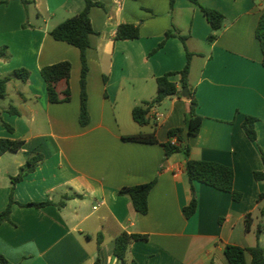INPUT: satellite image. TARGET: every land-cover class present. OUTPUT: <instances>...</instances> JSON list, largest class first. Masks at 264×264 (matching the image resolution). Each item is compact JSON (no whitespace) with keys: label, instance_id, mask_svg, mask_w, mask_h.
<instances>
[{"label":"crops","instance_id":"1","mask_svg":"<svg viewBox=\"0 0 264 264\" xmlns=\"http://www.w3.org/2000/svg\"><path fill=\"white\" fill-rule=\"evenodd\" d=\"M4 1L0 0V47H7L10 59H0V78H8L0 119L12 132L0 125V139L23 141L19 151L0 155V211L10 194L15 202L10 222L0 224V254L7 261L94 264L99 259V264H118L113 246L121 233L147 237L129 245L126 258L137 264H227V245L250 248L258 243L264 248L258 202L264 181L253 178L254 172L264 170V67L255 38L264 0H198L224 16L211 42L210 26L199 7L187 0H174L172 10L168 0H92L102 7H92L88 14L93 33L86 51L89 121L83 127L78 123L79 51L52 39L49 31L82 12L84 1L30 0L26 10L18 0ZM120 24H138L139 37L115 40ZM171 26L188 37L186 49L195 54L188 84L202 121L199 133L187 139L189 158L230 167L238 201L204 184L191 186L183 153L165 156L161 145L168 141L170 129L184 126L187 98L173 96L151 108L145 126L132 119L135 106L154 98L156 78L184 67L180 40L164 41ZM64 61L70 63V100L50 103L40 69ZM16 69L29 72L26 82L12 76ZM64 87L61 81L56 91ZM10 106L18 115L7 112ZM246 116L256 118L255 142L241 127ZM153 131L158 144L122 141L123 136ZM33 155L43 160L11 186V177ZM154 179L145 215L133 210L128 197L117 194ZM192 194L197 207L186 219L182 208ZM65 196L69 198L63 200ZM46 201L51 204L39 209L18 206ZM258 225L262 232L256 238Z\"/></svg>","mask_w":264,"mask_h":264},{"label":"trees","instance_id":"2","mask_svg":"<svg viewBox=\"0 0 264 264\" xmlns=\"http://www.w3.org/2000/svg\"><path fill=\"white\" fill-rule=\"evenodd\" d=\"M10 0H5L7 3ZM24 10L32 4L30 0H18ZM84 8L79 14L73 15L49 31V35L55 41L64 42L70 46L75 47L79 51L80 60V73H79V115L78 123L80 126H86L89 121L88 111H87V96H86V80L88 74V64L86 60V51L90 47L89 36L93 33L90 19L89 10L92 7H102V4L93 2L92 0H83ZM190 3L199 7L202 16L206 19L208 25L210 26V33L207 37L208 41H214L219 31L223 27L224 16L221 12L204 7L198 4V0H187ZM169 10L173 9L174 0H168ZM139 37V25L138 24H120L115 31V40H134ZM169 37H176L180 40L185 50V64L182 70L178 72L166 73L155 80L156 84V94L154 98L149 102H142L138 106H135L131 111V116L133 121L139 126H145L149 123L148 114L151 108L159 106L164 100L171 98L173 96L181 97V90L184 87L188 88L189 95L187 99L189 100V110L185 117V124L182 128L170 129L167 133L168 141L163 143L161 146L164 150L165 156H169L174 153L181 152L185 157V175L189 184L192 186L193 182L204 184L215 190L229 193L234 201L240 199V194L233 189V170L225 165L208 162V161H196L189 158L190 148L187 143V139L190 136H195L199 133L201 125V117L197 116L195 109L197 102L195 99V92L193 88H190L188 84V75L190 71V63L192 57L195 55L188 52L185 46L187 36L181 35L180 32L174 27L165 32L164 41ZM255 38L259 43L260 52L262 56L261 65L264 67V13L261 14L258 24L255 29ZM162 41L159 44L161 48L164 44ZM0 59L3 61H8L10 55L8 53L7 47H0ZM40 75L46 84L47 97L50 103H64L70 100V91L68 86V80L70 76V63L69 62H59L50 66H45L40 69ZM12 76L21 82H26L29 77V72L25 69H16L12 72ZM177 76L178 81H173L172 78ZM8 81L7 77L0 78V100L5 98L6 83ZM64 82V89L58 93L56 91V85L59 82ZM10 114L18 115V111L10 106L7 109ZM256 118L251 116H246L241 124V127L246 135V137L252 141H256V132L254 124ZM0 125L6 128L9 132H12V128L4 123L0 119ZM175 137L177 140L176 145L170 143V139ZM122 141L141 143V144H158L156 140L154 131L149 134L138 133L135 135L123 136ZM23 146V141L21 140H10V139H0V155L5 152H17ZM43 160L41 155L30 156L25 164L19 168L18 174L15 177H11V186H14L17 182L21 181L28 173L32 172L36 165H38ZM262 167H264V154H261ZM253 178L256 181H264V170L256 171L253 173ZM156 183V179L149 183L136 185L128 188L120 189L117 194L120 196H126L129 198L131 206L135 212L140 215H145L148 211L147 198L148 194L152 190ZM69 196H65L63 200L68 199ZM56 204L58 208L63 207L64 201ZM259 203L262 205L259 207V214L264 217V193L259 196ZM15 202L10 194L9 201L6 208L0 211V224L5 222H10V211L12 205ZM51 204L50 201L43 203H28V204H18L20 207H34L42 208L46 205ZM197 207V201L195 195L192 194L191 200L187 206L182 208V214L187 219L191 217ZM249 221H251V215H247L245 218L246 230L249 229ZM262 232L261 226L258 225L255 234L256 238L259 237ZM146 241L147 237L144 235L137 234H127L121 233L116 237L113 246V255L118 264H137L133 260H128L126 254L129 245L134 241ZM98 249L101 243V236H97ZM224 255L227 264H264V248H261L258 243L250 248H241L238 246L227 245L224 248ZM250 257V261L247 262L246 257ZM0 264H11L7 259L0 254ZM94 264H99V259L96 260Z\"/></svg>","mask_w":264,"mask_h":264},{"label":"water","instance_id":"3","mask_svg":"<svg viewBox=\"0 0 264 264\" xmlns=\"http://www.w3.org/2000/svg\"><path fill=\"white\" fill-rule=\"evenodd\" d=\"M188 95H189L188 88L187 87L182 88V90H181V96L184 97V98H187Z\"/></svg>","mask_w":264,"mask_h":264},{"label":"built area","instance_id":"4","mask_svg":"<svg viewBox=\"0 0 264 264\" xmlns=\"http://www.w3.org/2000/svg\"><path fill=\"white\" fill-rule=\"evenodd\" d=\"M170 143H171L172 145H176V144H177V140H176V138H175V137L171 138V139H170Z\"/></svg>","mask_w":264,"mask_h":264},{"label":"rangeland","instance_id":"5","mask_svg":"<svg viewBox=\"0 0 264 264\" xmlns=\"http://www.w3.org/2000/svg\"><path fill=\"white\" fill-rule=\"evenodd\" d=\"M202 47L204 48V45ZM193 62L199 63L198 59H193Z\"/></svg>","mask_w":264,"mask_h":264}]
</instances>
